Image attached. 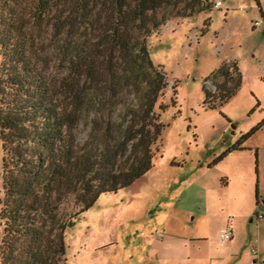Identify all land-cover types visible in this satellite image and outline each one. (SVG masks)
I'll return each instance as SVG.
<instances>
[{"label":"trees","instance_id":"obj_1","mask_svg":"<svg viewBox=\"0 0 264 264\" xmlns=\"http://www.w3.org/2000/svg\"><path fill=\"white\" fill-rule=\"evenodd\" d=\"M213 4L0 0V264H66V229L153 165L168 79L148 35ZM203 81L204 105L224 101L241 83L237 62L223 60Z\"/></svg>","mask_w":264,"mask_h":264},{"label":"rangeland","instance_id":"obj_2","mask_svg":"<svg viewBox=\"0 0 264 264\" xmlns=\"http://www.w3.org/2000/svg\"><path fill=\"white\" fill-rule=\"evenodd\" d=\"M215 1L148 35L150 56L168 79L153 165L100 194L66 229V264H264L257 215L264 212V23L254 25L264 0ZM223 60L237 62L241 83L204 105L203 80ZM90 116L78 125L79 140ZM227 226L232 236L222 245Z\"/></svg>","mask_w":264,"mask_h":264},{"label":"built area","instance_id":"obj_3","mask_svg":"<svg viewBox=\"0 0 264 264\" xmlns=\"http://www.w3.org/2000/svg\"><path fill=\"white\" fill-rule=\"evenodd\" d=\"M216 5L220 4V0H216L215 1ZM264 23V18H258L254 20V25H261ZM258 216L260 217H264V212H258L257 213ZM232 236V230L229 226L224 227L220 233H219V238H220V243H224L227 239H229ZM253 252L256 253V249H253Z\"/></svg>","mask_w":264,"mask_h":264},{"label":"crops","instance_id":"obj_4","mask_svg":"<svg viewBox=\"0 0 264 264\" xmlns=\"http://www.w3.org/2000/svg\"><path fill=\"white\" fill-rule=\"evenodd\" d=\"M222 245H225V242H224V243H222Z\"/></svg>","mask_w":264,"mask_h":264}]
</instances>
